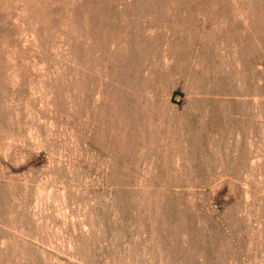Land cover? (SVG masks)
I'll return each instance as SVG.
<instances>
[{
    "label": "rangeland",
    "instance_id": "1",
    "mask_svg": "<svg viewBox=\"0 0 264 264\" xmlns=\"http://www.w3.org/2000/svg\"><path fill=\"white\" fill-rule=\"evenodd\" d=\"M0 264H264V0H0Z\"/></svg>",
    "mask_w": 264,
    "mask_h": 264
}]
</instances>
